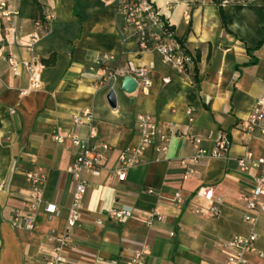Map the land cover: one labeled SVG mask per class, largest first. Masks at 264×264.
<instances>
[{"label":"crops","instance_id":"obj_1","mask_svg":"<svg viewBox=\"0 0 264 264\" xmlns=\"http://www.w3.org/2000/svg\"><path fill=\"white\" fill-rule=\"evenodd\" d=\"M151 1L192 55L193 63L183 73L172 70L156 51L139 48L133 27L123 24L110 2L10 0L9 9L18 13L0 19V264H42L53 253L50 235L64 225L72 199L67 168L76 150L68 134L74 131L90 143L108 142L105 163L111 167L120 150L139 142L138 113L152 115L158 132L168 136V149L158 154L150 145L121 181L108 170L98 176L84 173L87 188L66 264H129L143 245L149 248L139 264H224V242L252 230L262 255L247 253V264H264V212L248 211L239 200L252 189L256 170L241 171L237 164L245 152L258 156L264 148V134L245 130L248 114L264 97V0L224 2L225 25L211 0ZM45 14L51 23L41 29L34 19ZM104 52L120 67L128 61L147 65L151 79L147 89L132 93L116 83L115 108L108 105L107 92L95 85L94 60ZM9 53L34 62L42 80L39 89L21 94L28 74L8 65ZM51 55L54 62L44 64ZM90 108L91 139L87 124L72 122L73 115ZM171 126L196 134L198 145L208 150L219 129L226 130L231 146L224 158H202L184 178L178 160L191 156L195 146L171 134ZM55 134L63 141L55 140ZM26 169L45 175L44 201L59 208L49 214L41 205L33 230L9 222L16 209L27 211ZM207 184L214 188V215L201 211L196 194ZM150 187L154 192H147ZM177 191L187 198L185 204L171 202ZM111 207L127 208L132 216L114 224L106 215ZM151 211L165 219L148 224ZM246 214L255 220L245 221Z\"/></svg>","mask_w":264,"mask_h":264},{"label":"built area","instance_id":"obj_2","mask_svg":"<svg viewBox=\"0 0 264 264\" xmlns=\"http://www.w3.org/2000/svg\"><path fill=\"white\" fill-rule=\"evenodd\" d=\"M110 2L116 13L121 17L123 24L132 26L133 34L136 36V42L139 48H149L156 51L162 60L178 73H183L189 69L193 63L192 55L187 51L186 47L180 42L171 25L161 16L160 8L152 3L151 0H103ZM10 0H0V19L9 20L12 15H16L18 11L9 9ZM51 15L45 14L42 17L34 19V23L41 29H45L50 25ZM8 65L13 69L23 68L28 74V87L22 90L21 94H26L33 89H39L42 86V80L38 68L34 62L24 58L15 57L9 53L5 57ZM114 56L104 52L99 55L94 64L98 66V74L95 80L97 89L107 91L113 89L115 84L121 81L124 75L133 77L136 81V89H147L151 84L148 76V66L136 65L133 62H127L126 67L114 65L112 61ZM245 130L247 133L262 136L264 134V97L257 100L251 112L248 114ZM94 113L93 110L83 109L72 116V122L75 126L87 124L89 138L95 136L93 126ZM135 130L139 136V142L134 146L126 147L117 154L114 164L106 168V156L111 151L108 142L90 143L88 139L81 138L76 132L72 131L68 134L72 145L75 147L76 154L67 171L73 181L72 199L68 206L64 225L59 231L52 232L50 239L53 243V253L46 256L42 264H66V249L70 245V235L79 225L82 212V200L87 188V180L84 173L98 176L103 170H108L111 177L117 181L126 179V170L139 164L142 159V153L150 146L154 147L158 154L166 152L168 147L166 141L168 136L160 134L157 130L155 119L150 113H138L136 115ZM171 134H180L186 141L195 146L194 153L189 157L180 158L178 161L182 168L184 178L190 177L193 172V166L202 158L209 156L212 158H224L231 146V139L226 130L219 129L213 143V147L208 150L198 145L200 138L194 133L181 132L178 128L171 126L169 128ZM58 142H62L64 136L55 134L52 136ZM158 140L161 143L156 144ZM238 168L241 171H248L254 168L253 185L249 192L239 196L245 209L248 211L255 210L264 212V148L263 153L254 156L249 150L243 155L237 157ZM27 181V211L16 209L9 222L14 227L33 230L36 223L37 214L40 212V206L43 205L46 213H55L59 208L54 203H45L43 186L45 183V175L36 169H26L23 172ZM4 188V184L0 183V189ZM148 193L154 192L150 187L146 189ZM196 194L201 197L202 205L200 207L204 214H217L218 207L213 202L214 188L211 185H201L198 187ZM174 204L183 205L187 198L180 191L174 193L171 197ZM107 219L114 224L127 221L132 212L127 208L111 207L107 212ZM164 220V216L156 211H151L150 218L147 221L151 224L152 220ZM244 220L251 223L255 220L253 215H245ZM257 233L252 230L248 235H237L229 238L224 242L227 250L224 264H247V253H256L262 255L256 248L255 240ZM148 246L143 245L140 249L134 251V256L130 259L129 264H139L147 251Z\"/></svg>","mask_w":264,"mask_h":264},{"label":"water","instance_id":"obj_3","mask_svg":"<svg viewBox=\"0 0 264 264\" xmlns=\"http://www.w3.org/2000/svg\"><path fill=\"white\" fill-rule=\"evenodd\" d=\"M122 77L120 81V90L126 93H132L136 89V81L129 75H124ZM106 92V101L108 105L115 108L117 101L116 92H114L113 89H109Z\"/></svg>","mask_w":264,"mask_h":264},{"label":"trees","instance_id":"obj_4","mask_svg":"<svg viewBox=\"0 0 264 264\" xmlns=\"http://www.w3.org/2000/svg\"><path fill=\"white\" fill-rule=\"evenodd\" d=\"M248 1L249 0H211V2H213L214 4H216L217 7H218V14H219V16L221 18V22H222L223 25H225V16L223 14V8H222V5H223L224 2H228V3L229 2H233V3H243V2H248ZM262 28H264V25L262 26ZM178 40L181 42L180 39H178ZM260 45H261V41H259L257 47H259ZM248 50H249V48H247V51ZM54 57H55V55H51L48 59H46L45 61H43L44 64H46V63L47 64H49V63L52 64L54 62Z\"/></svg>","mask_w":264,"mask_h":264}]
</instances>
